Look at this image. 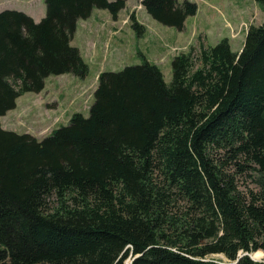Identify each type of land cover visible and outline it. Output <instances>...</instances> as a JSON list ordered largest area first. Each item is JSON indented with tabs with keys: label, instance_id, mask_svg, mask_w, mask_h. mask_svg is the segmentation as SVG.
<instances>
[{
	"label": "trees",
	"instance_id": "16d2710c",
	"mask_svg": "<svg viewBox=\"0 0 264 264\" xmlns=\"http://www.w3.org/2000/svg\"><path fill=\"white\" fill-rule=\"evenodd\" d=\"M44 1L38 22L0 11V117L48 75L85 72L76 21L126 6ZM141 4L177 29L197 11ZM243 42L176 54L167 83L146 59L103 71L88 116L42 139L0 124V264H264L248 255L264 251V22Z\"/></svg>",
	"mask_w": 264,
	"mask_h": 264
},
{
	"label": "rangeland",
	"instance_id": "374dc122",
	"mask_svg": "<svg viewBox=\"0 0 264 264\" xmlns=\"http://www.w3.org/2000/svg\"><path fill=\"white\" fill-rule=\"evenodd\" d=\"M125 1L126 6L115 18L108 10L94 8L89 18L76 21L70 43L78 49L86 71L81 75L50 74L40 92L22 93L15 106L0 117L4 129L42 139L55 127L68 124L74 113L88 116L103 71L116 72L146 59L160 68L167 83L176 54L198 48L201 43L214 45L223 38L232 50L240 51L250 25L264 22L263 6L256 0H189L197 11L185 19L182 29L154 20L142 0ZM6 9L21 11L37 22L46 15L47 7L44 0H0V11ZM131 14L141 32L137 33ZM254 254L255 261H264V251ZM209 258L228 262L225 256Z\"/></svg>",
	"mask_w": 264,
	"mask_h": 264
},
{
	"label": "bare ground",
	"instance_id": "6f19581e",
	"mask_svg": "<svg viewBox=\"0 0 264 264\" xmlns=\"http://www.w3.org/2000/svg\"><path fill=\"white\" fill-rule=\"evenodd\" d=\"M259 252H260V250H258V251H255V254H254V255L258 254Z\"/></svg>",
	"mask_w": 264,
	"mask_h": 264
},
{
	"label": "water",
	"instance_id": "95a60500",
	"mask_svg": "<svg viewBox=\"0 0 264 264\" xmlns=\"http://www.w3.org/2000/svg\"><path fill=\"white\" fill-rule=\"evenodd\" d=\"M254 253V252H253ZM252 253H248V255H250V257L253 259V257H252V255H251Z\"/></svg>",
	"mask_w": 264,
	"mask_h": 264
}]
</instances>
